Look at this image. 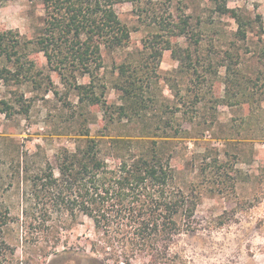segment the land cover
Masks as SVG:
<instances>
[{
  "label": "trees",
  "instance_id": "trees-1",
  "mask_svg": "<svg viewBox=\"0 0 264 264\" xmlns=\"http://www.w3.org/2000/svg\"><path fill=\"white\" fill-rule=\"evenodd\" d=\"M12 1L16 0H0V9ZM28 1L43 7L44 27L35 39H28L17 30H0V86L19 90L12 91L11 98L0 97V116L30 113L35 98H27L22 91L25 86H31L35 92L58 94L51 75L56 73L79 99V110L73 111L69 119L74 123L77 140L73 148L61 147L53 157L39 148L36 152H21L11 160L13 174L9 184L5 187L0 178V264H18L16 249L7 241L11 225L21 223L25 235L30 236L52 222V226L46 227L55 241L60 234L55 221L64 225L82 217L91 220L100 238L92 244V250L105 256L103 260L94 259L95 264H133L138 258L166 264L174 241L195 230L201 194L194 184L182 187L172 165V138L185 131L180 119L187 118L189 113L181 108L158 107L163 53L171 52L181 63V72L195 76L198 83L206 81L198 66L213 76L224 69L225 95L216 101L227 105L236 99L237 105L248 104L246 121L250 125L264 113V70H259L256 78L238 77L242 58L240 52L233 51L235 45L221 52L222 56H213L211 43L203 60L200 59L205 36L195 30L201 23L194 25L192 18L184 14L177 18L171 14L159 17L152 0ZM211 1L219 16L236 22L239 41L247 40L254 23L262 27L261 15L253 21L239 9L230 8L228 0ZM124 3L135 5L139 19H150L156 31L145 41L142 60L119 66L115 88L121 104H108L104 91L99 92L97 80L105 67L104 52L124 49L131 41L132 31L117 13V6ZM179 39L190 41L189 47L183 48ZM40 55L45 64L39 62ZM258 56V62L264 66V44ZM86 76L89 83L78 81ZM166 80L171 83L170 78ZM257 87L258 91L262 87L263 92L256 93ZM188 91L195 95L196 107L203 98L197 91ZM184 99L180 98L182 105H186ZM87 107H98L102 113L103 126L96 131L97 135H93L92 127L97 125L98 117L89 113ZM195 109L191 111L196 113ZM152 112L158 117L153 123L156 128L145 124ZM168 115V120H164ZM194 118L188 123H194ZM124 123L141 126L128 136L113 135L128 127ZM261 130L264 138V128ZM202 167L203 175L211 168L222 184L237 182L233 173L244 176L242 170H233L220 160ZM15 181L19 187V214L5 200Z\"/></svg>",
  "mask_w": 264,
  "mask_h": 264
},
{
  "label": "rangeland",
  "instance_id": "rangeland-1",
  "mask_svg": "<svg viewBox=\"0 0 264 264\" xmlns=\"http://www.w3.org/2000/svg\"><path fill=\"white\" fill-rule=\"evenodd\" d=\"M148 1V0H144ZM156 3L155 14L177 18L181 14L190 16L196 33L205 36L200 48L199 58L203 60L207 49L214 44L211 55L222 56L224 50L235 45L234 52H240L242 63L238 77L256 78L264 66L258 62V53L264 44V0H228L230 8L239 9L241 14L251 20L258 15L262 17V27L257 23L249 29L246 41H239L235 33L238 25L229 17L219 16L211 0H152ZM117 13L123 24L131 31L128 47L114 52H104V68L97 83L104 91V100L108 104H121L120 94L115 85L119 81V66L142 60L145 41L156 31L150 19H139L135 5L124 3L117 6ZM153 15V14H152ZM151 15V16H152ZM45 12L38 3L28 0H16L7 3L0 9V30H17L28 39L37 38L44 27ZM145 21V22H144ZM214 22L206 26L204 23ZM183 48L189 42L179 39ZM194 49V47L192 48ZM38 60L45 64L40 55ZM215 59V63H216ZM205 67L208 61L204 62ZM182 65L166 51L161 58L159 68L160 81L158 90L159 105L187 111L188 117L181 118L185 130L179 137L172 138L173 160L179 184L185 189L196 185L201 194L194 220L195 230L184 233L174 241L166 264H264V113L248 124L249 105H237V100L229 103L216 101L224 98V69L218 76L209 75L198 66L206 81L198 83L196 77H188L181 72ZM54 88L58 94L35 92L31 86L22 91L27 98L34 97L30 113H16L11 116H0V178L5 187L10 182L13 170L11 160L24 151L36 152L41 148L48 157H53L61 147L73 148L77 140L71 118L73 111L79 109L77 93L66 86L56 73H52ZM170 78L171 83L167 80ZM80 83H89V77L78 79ZM261 85V83H260ZM254 90L263 92L262 87ZM17 87L0 86V97L11 98V92ZM188 90L200 93L203 100L196 107L195 95ZM262 90V91H261ZM19 91V90H18ZM179 94V95H178ZM184 97L182 105L180 98ZM235 104V105H231ZM79 105V106H78ZM70 106V107H69ZM264 109V102L262 104ZM196 108L195 111H191ZM96 117L97 125L93 126V135L102 128V113L98 107L85 108ZM195 109V110H196ZM160 112V111H159ZM156 114V111H155ZM150 113L145 124L156 128V115ZM196 115V117H195ZM195 117V118H194ZM169 115L164 117L168 120ZM194 118V123L188 120ZM93 121L95 119H92ZM95 122V121H94ZM138 123H143L138 121ZM121 134H134L140 124H129ZM136 125V128L134 127ZM160 130L158 136H161ZM216 160L227 162L233 170H242L244 176L233 178L237 182H225L215 178V171L209 168L202 174V166L213 164ZM231 173L232 171L229 170ZM5 200L19 214V187L15 181L13 191L5 194ZM58 239L52 241L49 222L41 230H34L30 236L25 235L21 223L11 225L7 233V241L16 249L18 264H95L94 259H105L102 254L92 250V244L100 241L93 223L82 217L78 221H67L60 225ZM58 242V243H56ZM56 243V244H55ZM109 264H114L112 261ZM133 264H152L149 259L138 258Z\"/></svg>",
  "mask_w": 264,
  "mask_h": 264
}]
</instances>
